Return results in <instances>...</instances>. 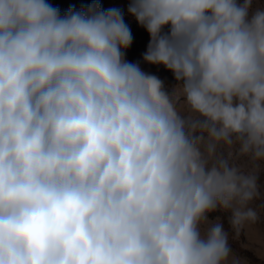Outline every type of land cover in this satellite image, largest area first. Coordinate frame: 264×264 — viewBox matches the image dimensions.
I'll use <instances>...</instances> for the list:
<instances>
[{"label":"clouds","instance_id":"obj_1","mask_svg":"<svg viewBox=\"0 0 264 264\" xmlns=\"http://www.w3.org/2000/svg\"><path fill=\"white\" fill-rule=\"evenodd\" d=\"M253 5L131 0L166 92L126 61L119 9L0 0V264H240L230 238L264 196Z\"/></svg>","mask_w":264,"mask_h":264},{"label":"rangeland","instance_id":"obj_2","mask_svg":"<svg viewBox=\"0 0 264 264\" xmlns=\"http://www.w3.org/2000/svg\"><path fill=\"white\" fill-rule=\"evenodd\" d=\"M65 1L69 2L68 4H72V10L77 11L79 9L74 4L77 3V0ZM253 6H264V0H254ZM100 9L102 11H107L104 7H100ZM122 14L124 22L129 27L132 34V44L124 54L126 61L138 64L145 73L158 77L163 82L164 90L166 92H171L177 83L173 74L163 66L147 64L143 60L150 40L149 34L130 14ZM147 37H149V39ZM236 162L243 163L242 160H236ZM260 183L264 185V171L260 173ZM253 207L260 213V220H258L256 224L246 227L238 238H230V246L233 250V254L240 261V264H264V196L257 199ZM211 214L213 215L209 216V219L215 220L216 217L219 216L225 229L229 228L227 216L225 214L220 212Z\"/></svg>","mask_w":264,"mask_h":264},{"label":"trees","instance_id":"obj_3","mask_svg":"<svg viewBox=\"0 0 264 264\" xmlns=\"http://www.w3.org/2000/svg\"><path fill=\"white\" fill-rule=\"evenodd\" d=\"M46 3L50 4L52 7L59 10L60 14L63 16L67 13L69 9H73L72 4H68L65 0H46ZM131 0H77V3H74L80 11L82 9H87L92 4H99L100 7H104L105 10L108 9H119L121 13H128L127 9ZM149 39V37H147ZM213 214H209L212 216Z\"/></svg>","mask_w":264,"mask_h":264}]
</instances>
